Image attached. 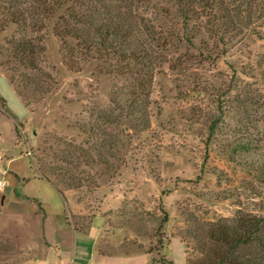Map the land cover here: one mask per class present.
Wrapping results in <instances>:
<instances>
[{"label":"rangeland","instance_id":"rangeland-1","mask_svg":"<svg viewBox=\"0 0 264 264\" xmlns=\"http://www.w3.org/2000/svg\"><path fill=\"white\" fill-rule=\"evenodd\" d=\"M33 1L22 0V28L5 27L21 0H0V264H187L199 257L182 236L190 220L264 217V0H221L192 45L169 48L170 61L194 58L181 71L160 66L146 130L127 115L133 79L110 73L112 62L68 63L51 25H36ZM164 24L185 38L180 17ZM23 38L44 48L37 70L15 59ZM106 140L112 156L77 168L88 183L67 192L68 208L39 168L55 150Z\"/></svg>","mask_w":264,"mask_h":264},{"label":"trees","instance_id":"trees-1","mask_svg":"<svg viewBox=\"0 0 264 264\" xmlns=\"http://www.w3.org/2000/svg\"><path fill=\"white\" fill-rule=\"evenodd\" d=\"M168 1L173 7H164L161 0H35L32 13L33 17L39 18L35 22L39 28L46 29L51 25L53 35L63 42V56L68 63L78 59L112 62L115 64L110 73L133 79L130 98L126 102L127 115L133 128L146 130L150 127L149 90L156 72L164 64H168L172 71L184 70L194 58L186 52L170 61L169 48L184 43L192 45L206 28V10L222 4L221 0ZM26 4L30 5V2L21 0L14 12H10L5 27L26 28L28 14L23 11ZM171 8L176 12L173 13ZM149 10H154L156 16ZM227 16L232 21L230 28H237L234 18ZM173 17L183 20L185 38L180 37V30L165 28L164 22ZM194 21L196 24L189 27ZM42 53L44 48L33 45L27 38L13 46L15 59L31 70L38 68L33 57ZM27 79L25 86L29 91L35 80L29 76ZM117 106L119 109L122 104L118 102ZM121 108L124 109L123 106ZM110 116L102 115L101 119H109L110 122ZM91 130L94 132L92 127ZM16 132L19 136L20 133ZM110 141L94 144L91 151L82 148L55 150L52 153L54 160L44 162V166L39 168L41 177L63 198L68 208L67 192L80 191L84 183H88V179L77 175V168L83 162L87 165L107 164L112 156L107 151L113 147ZM164 220H167L166 214ZM190 222L192 227L186 229L182 236L194 243L199 257L194 261L188 260L187 264H264V217L238 210L234 217L222 219L214 225L197 219ZM152 264L173 263L159 259L153 260Z\"/></svg>","mask_w":264,"mask_h":264},{"label":"built area","instance_id":"built-area-1","mask_svg":"<svg viewBox=\"0 0 264 264\" xmlns=\"http://www.w3.org/2000/svg\"><path fill=\"white\" fill-rule=\"evenodd\" d=\"M6 183L2 180H0V191H2L6 187Z\"/></svg>","mask_w":264,"mask_h":264},{"label":"crops","instance_id":"crops-1","mask_svg":"<svg viewBox=\"0 0 264 264\" xmlns=\"http://www.w3.org/2000/svg\"><path fill=\"white\" fill-rule=\"evenodd\" d=\"M53 189H54V188H53ZM74 231L77 232L75 229H74ZM100 232H101V230H99L98 238H99ZM48 243H49V242H48ZM49 245H50V243H49ZM50 247H52V246H50Z\"/></svg>","mask_w":264,"mask_h":264}]
</instances>
